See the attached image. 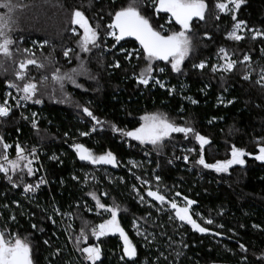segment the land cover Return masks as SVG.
<instances>
[{"label": "trees", "instance_id": "obj_1", "mask_svg": "<svg viewBox=\"0 0 264 264\" xmlns=\"http://www.w3.org/2000/svg\"><path fill=\"white\" fill-rule=\"evenodd\" d=\"M11 2L16 9L12 13L14 25L10 35L16 45L11 49V59L0 56V92L3 93L7 83L22 85L15 78L18 65L24 59H35L42 67L29 65L26 80L37 84L34 99L41 100L42 108L34 107L38 129L32 128L18 113L0 119V138L10 145V160L16 158L17 143L32 160L31 167L35 170L32 177L27 176V169L16 173L9 169L8 175L14 182L23 176V183L35 185L42 167L50 187L41 185L35 193L25 194L23 184L13 188L1 173L0 231L27 237L34 264H85L75 247V238L87 221L88 241L80 247L99 245L102 256L97 264H131L126 257L121 258L123 242L118 233L100 240L91 236L92 227L110 218L103 210L97 214L95 202L87 195L95 192L101 203L119 205L117 220L137 249L138 264H264L259 259L264 255V164L245 156L243 167L236 165L226 173L205 169L195 163L201 152L199 144L191 134L185 139L179 133H173L158 149L146 144L160 155L146 159L140 149L128 150L119 141L121 135L111 130L114 124L131 131L139 127L142 115L160 112L178 125L193 127L209 140L203 149L206 163L229 159L232 146L256 154L258 144H264V88L256 83L264 73V36L253 40L247 29L264 33V0H245L237 10V20L245 22L244 30H237L243 37L239 41L227 38L235 23L231 14L220 13L214 7L224 0H205L208 10L204 20L192 21L188 33L192 47L181 65V73H172L170 65L163 61L153 62L156 68L165 69L153 73L155 79L166 84L163 89L154 81L148 86L139 85L133 78L146 61L142 56L125 60V53L119 48L123 45L127 50L142 53L134 39L125 38L115 49L106 51L115 41L104 36L102 29L98 41L101 46L87 56L81 53L95 79L78 76L77 83L82 88L65 81L63 90L52 76L56 69L62 74L78 66L75 53L79 51L77 41L81 31L78 26L77 35L71 31L72 10H82L90 25H105L110 22L108 13L126 5L128 0ZM142 11L163 34L179 30L174 21L168 22V14L153 12L150 0H144ZM0 13L6 14L7 10L0 9ZM160 25H164L163 30ZM221 48L226 56L220 52ZM65 49L72 50L67 59L63 55ZM244 55L249 56L248 61H243ZM226 61L237 62L232 71L221 70ZM115 62H119V68L110 66ZM201 62L206 65L204 69L194 67ZM245 74L249 75L248 80L243 79ZM168 88L173 89L171 95ZM189 97L197 102L193 104ZM83 107H88L102 123L94 125L81 111ZM81 132L88 135L81 136ZM75 143L97 156L111 151L117 166L80 161L71 147ZM31 147L41 148L39 163L27 152ZM188 148L193 151L187 152ZM185 155L189 157L187 163ZM53 156L56 159H50ZM131 159L141 161L140 168H132ZM25 163L21 161V167ZM157 176L159 181L155 179ZM148 190L157 191L169 201L175 200L180 207L186 206L187 199L193 200L190 214L208 232L198 233L176 220L173 210L146 195ZM177 192L181 195L176 196ZM102 193H107L106 197ZM54 209L70 218L72 241ZM13 216L15 220L10 219ZM208 219L213 223L206 224ZM32 224L37 227L34 229ZM137 228L143 235H137ZM240 244L246 252L240 250Z\"/></svg>", "mask_w": 264, "mask_h": 264}, {"label": "snow or ice", "instance_id": "obj_2", "mask_svg": "<svg viewBox=\"0 0 264 264\" xmlns=\"http://www.w3.org/2000/svg\"><path fill=\"white\" fill-rule=\"evenodd\" d=\"M89 2L91 3V0H89ZM113 3H115V0H113ZM143 3L144 0H128L126 5L120 6L108 13L110 22L105 25H101L100 23H96L94 26L90 25L89 19L86 18L82 10H72L69 20L70 24L73 26L71 28L73 35H77L76 26L82 30V34L77 41L79 51L75 53L78 66L62 74L59 69H56L52 79L60 84L61 90H63L65 81L71 83L75 88H82L83 86L77 83L76 77L78 76H85L86 79H95V77L88 72L81 53L87 56L94 48H99L101 46L98 41H101L102 29L104 36L110 37L115 41V43L111 45V48H105L106 51L115 49L121 41L129 37L133 38L139 44L142 53L136 50H127L123 45L119 48L120 52L125 53V60L131 61L133 58H140L142 56L143 60L146 61L145 66L140 68L138 73L133 74V78L137 84L148 86L150 81H154L160 88L163 89L166 87L164 81L155 79L153 76V73L156 71H165L164 68H156L153 64L154 61H163L166 65H170L172 73H181V65L189 56L192 47L191 37L188 35L192 30V21L194 18L201 21L204 20L208 5L205 0H150V7L155 14L166 13L170 18L168 22L174 21L175 24L179 26V30H172L168 31L167 34H163L161 30H157V28L153 26L150 18L142 11ZM244 3L245 0H224V2H217L214 5L215 9L220 13L231 14V19L235 22L232 26V30L227 33V38L229 39L239 41L243 38L237 34V30L243 31L242 25H245V22L243 20H237L236 12ZM82 7L83 5H81V8ZM0 9L7 10L5 15H0V56H3L5 59H11V49L16 45V40L10 35L14 25L12 13L15 11L16 5H14L11 0H0ZM100 19L102 20L103 17ZM216 19H219V16H216ZM160 29L163 30L164 25H160ZM247 30L252 33L253 40L258 36H264V33L258 29ZM17 50L20 51L18 45ZM23 51L27 52L28 50L24 49ZM71 51V49L64 50L63 55L66 59L69 58V53ZM220 52L225 53V56L227 55L223 48L220 49ZM221 58L223 59V57ZM248 60L249 56L244 55L243 61ZM236 63V61H229L221 66V70L232 71ZM29 65H34L38 68L42 67L35 59L27 58L22 60L18 65L19 70L15 73L16 80L22 81V85L7 83L6 87L9 89H16L18 92L22 93L19 96V101H31L32 103L40 104V99H34L38 91L37 84L31 82L30 79L26 80V71ZM110 66L119 68L120 64L119 62H115ZM194 67L204 69L206 65L204 62H201L194 65ZM212 68L214 71L216 70L215 65H213ZM243 79L248 80L249 75L245 74ZM256 83L264 88V73L261 74L260 79L257 80ZM84 90L86 91V89ZM167 91L169 95L173 93L172 88H168ZM10 96L11 93H5V98L0 102V118L8 117L12 112V107L8 102ZM188 99L191 100L193 104L197 102L192 100L191 97ZM19 101L17 102V106H19ZM61 102L63 103L64 101ZM228 103H232V101H228ZM81 111L85 116L91 118L94 125L102 123L93 115L88 107H83ZM32 117L31 125L34 129H38L37 120L35 119L36 113H33ZM23 118L28 119V117ZM140 121L139 127L131 131L120 129L114 124L111 125V130L113 132H118L123 137L137 141L140 145H152L153 148L157 149L162 147L165 140L171 139L173 133L183 134L185 139H188L189 134H191L201 149L200 156L195 163L205 169L214 170L217 173H226L233 165H240L243 167L245 165L243 157L245 156L252 157L255 161L264 164V144H258L256 154L248 153L244 149L232 146L229 159L223 161L217 160L215 163H206L203 149L204 146L209 143V140L197 132L193 127L189 125H178L167 115L160 112L146 113L140 117ZM17 131H19V129H17ZM92 131H95V128H93ZM80 135L85 136L88 135V133L81 132ZM0 146H2L3 149V152L0 153V160L4 161L3 164H0V173L4 174L13 188H17L23 184V193H35L40 185L47 183L43 177H41L35 185L23 183V176H20L18 181L14 182L12 176L8 175L9 169H11L13 173H16L17 170L22 172L23 169H27V176L32 177L35 172L33 167H31L32 160H29L28 157L25 156V149L18 143L15 145L16 158L14 160L9 159L8 150L10 145L4 142L3 138H0ZM71 147L80 161H85L92 165L105 164L112 165L113 167L117 166L116 157L111 151L97 156L82 144L75 143L71 145ZM186 151L190 153L193 149L188 148ZM30 155L33 157L35 156V149L31 151ZM50 159H56V157L53 156L50 157ZM183 159L185 163H187L189 157L185 155ZM21 161H27V163L23 164V167H21ZM73 179H76V177H73ZM155 179L159 181L158 176L155 177ZM87 195L95 202L97 214H99V210H103L110 214L109 219H105L102 223L90 229L91 236L96 240H100L101 237L118 233L120 240L123 242L121 258L123 259L126 257L127 261H130L131 264H138V261L135 259L137 257V249L126 235L124 229L120 227L117 220L118 212L120 211L119 205H105L101 203L95 192H89ZM102 195H107V193H102ZM146 195L162 206L167 205L168 208L173 210L176 220L190 225L196 232H208V229L198 224L190 214V207L195 203L193 200L187 199L186 206L180 207L175 200L169 201L164 195L159 194L157 191L148 190ZM175 195L180 196L181 194L177 192ZM140 200L143 201L144 197L141 196ZM86 210L91 211V209ZM54 211L57 215L61 214L58 209H54ZM197 215L199 214L197 213ZM172 218V216L169 217L170 220ZM10 219L15 220V217H10ZM48 219L52 220V216H48ZM87 223V221L84 222V227L81 228L79 235L76 236L75 247L77 251L82 254L85 264H97V261H101V247L99 245L80 247L82 242L87 244L88 241V235L85 231ZM205 223L212 224L213 221L208 219ZM32 227L35 229L37 225L32 224ZM133 227H136L135 221H133ZM253 227L257 226L253 225ZM40 231H43V229H40ZM137 235H143L138 228ZM44 243L47 244L48 241L45 240ZM149 243H151V241H149ZM185 247H187V245H185ZM239 248L242 252L247 251L243 244H240ZM161 255H163V253H161ZM259 259L264 260V255L259 257ZM0 264H34L33 249L27 237L21 238L17 233H9L6 235L4 231H0Z\"/></svg>", "mask_w": 264, "mask_h": 264}, {"label": "built area", "instance_id": "obj_3", "mask_svg": "<svg viewBox=\"0 0 264 264\" xmlns=\"http://www.w3.org/2000/svg\"><path fill=\"white\" fill-rule=\"evenodd\" d=\"M5 93H11V96L8 98V102H9V105L12 107V112L10 113V115L8 117H11L13 114L18 113L19 115H21L22 119L25 122H28V124L32 127V125H31V119L33 118L32 114L36 113V117H37V112L35 110L36 108H34V107L42 108V102L40 104H35V103H32L31 101H28V102L19 101V96L22 93L18 92L16 89H9L7 87L5 88L3 93L0 92V102H2L3 99L5 98ZM18 101H19V106H17ZM8 117H6V118H8ZM23 117H28V119H24ZM36 117H35V119L37 120V124H38V118H36ZM0 119H3V118H0ZM119 141L121 143H124L128 150L134 149V148L140 149L143 152V156L146 157V159H150L152 156H160L157 153H154L152 150H150L146 145H140L137 141L131 140L130 138L121 136L119 138ZM33 149H35V156L34 157L36 158V161L39 163L40 162L39 161V154H40L41 148L31 147L27 152L31 153V151ZM138 161L139 160L131 159V160H129V164L132 168L138 169L141 166V161H139V162ZM3 163H4V161L0 160V164H3ZM142 167H144V164L142 165ZM39 169H40V175L38 177L37 182L39 181V179L41 177H43L47 181V183L42 184V185L46 186L49 189L50 183L48 181L46 172H45L44 168H42V167H40ZM103 197H106V195H103ZM59 212H60V210H59ZM57 216L60 218V222L62 221V223L63 222L65 223V227L67 228L69 235L71 237V241H72V235L73 234H72V225H71L70 218L67 216H64L62 213L60 215H57ZM0 229H2V228L0 227Z\"/></svg>", "mask_w": 264, "mask_h": 264}, {"label": "rangeland", "instance_id": "obj_4", "mask_svg": "<svg viewBox=\"0 0 264 264\" xmlns=\"http://www.w3.org/2000/svg\"><path fill=\"white\" fill-rule=\"evenodd\" d=\"M0 15H5V13H2V14L0 13ZM169 19H170V18H169ZM80 31H81V34H82V30H80ZM129 38H130V37H129ZM130 39H133V38H130ZM227 62H229V61H226L225 63H227ZM234 166H236V165H233V166H231V167H234ZM231 167H230V168H231ZM177 203H178V202H177Z\"/></svg>", "mask_w": 264, "mask_h": 264}, {"label": "water", "instance_id": "obj_5", "mask_svg": "<svg viewBox=\"0 0 264 264\" xmlns=\"http://www.w3.org/2000/svg\"><path fill=\"white\" fill-rule=\"evenodd\" d=\"M100 165V164H99Z\"/></svg>", "mask_w": 264, "mask_h": 264}]
</instances>
